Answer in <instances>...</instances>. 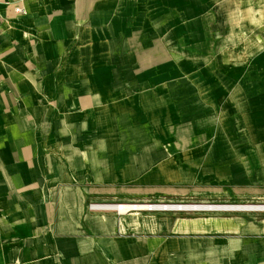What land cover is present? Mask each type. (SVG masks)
<instances>
[{
  "label": "crops",
  "instance_id": "0c3cea01",
  "mask_svg": "<svg viewBox=\"0 0 264 264\" xmlns=\"http://www.w3.org/2000/svg\"><path fill=\"white\" fill-rule=\"evenodd\" d=\"M215 3L0 0V264H264V30ZM142 203L234 208H90Z\"/></svg>",
  "mask_w": 264,
  "mask_h": 264
},
{
  "label": "rangeland",
  "instance_id": "374dc122",
  "mask_svg": "<svg viewBox=\"0 0 264 264\" xmlns=\"http://www.w3.org/2000/svg\"><path fill=\"white\" fill-rule=\"evenodd\" d=\"M215 5L223 10L222 12H227V13H235L238 17V20L236 21L237 23L243 22L240 20V16L244 13V15H247V11L250 14L251 18L249 20L250 25H251V31L254 32L259 26L257 25L258 22L260 23V28L261 30H264V20H259L257 21L256 19L252 18L255 15L263 16L264 13V0H218V3H215ZM239 35L234 36L235 39H232L231 37L228 36H223L222 39H219L221 47H227V45H230V47H247V45L242 46L240 44L241 41H239ZM242 37V36H240ZM252 38V37H251ZM241 39V38H240ZM242 44L244 42H241ZM250 45H253L252 42ZM206 53H202V58H206ZM220 55H223L221 59L226 60L227 58H233V53L231 52H221ZM142 204H150V203H142ZM154 204H163V203H154ZM165 204H170V203H165ZM131 213L135 214H130V215H135V216H142L144 214H149V215H156L160 214L163 212H148V211H130ZM128 212V213H130ZM128 213H124V215H128ZM141 213V214H140Z\"/></svg>",
  "mask_w": 264,
  "mask_h": 264
},
{
  "label": "bare ground",
  "instance_id": "6f19581e",
  "mask_svg": "<svg viewBox=\"0 0 264 264\" xmlns=\"http://www.w3.org/2000/svg\"><path fill=\"white\" fill-rule=\"evenodd\" d=\"M115 209H117L120 213H128L129 211H132V210H143V209H149L150 206H147L146 204H120V205H117V206H114ZM153 208H176V210H178L179 208H190V209H196V210H210V208L214 209V208H217V209H221V208H224V207H217V206H213V205H184L182 206L181 205H178L176 207H172V206H152ZM152 208V209H153ZM225 208H234L232 206H225ZM237 209H250V210H255V209H259V210H262L264 209V206H254V205H248V206H237L235 207Z\"/></svg>",
  "mask_w": 264,
  "mask_h": 264
},
{
  "label": "built area",
  "instance_id": "2783aa9c",
  "mask_svg": "<svg viewBox=\"0 0 264 264\" xmlns=\"http://www.w3.org/2000/svg\"><path fill=\"white\" fill-rule=\"evenodd\" d=\"M16 13H20V9H16ZM0 46H1V40H0ZM147 206H150L149 209H143V210H132V211H135V212H138V211H148V212H153V211H158V212H164V211H170V210H176V208H153L152 206H172V207H176L178 205H174V204H154V203H150V204H146ZM114 206H117V205H99V204H91L90 205V208L91 209H98V208H115ZM184 206V205H182ZM213 206H217L219 208L221 207H224L225 206H219V205H213ZM153 208V209H152ZM185 209H190V208H179L178 210H185ZM212 209V208H210ZM214 209H217V208H214ZM130 212V211H129Z\"/></svg>",
  "mask_w": 264,
  "mask_h": 264
}]
</instances>
